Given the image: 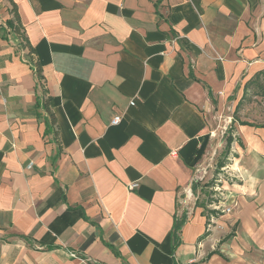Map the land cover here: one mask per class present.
<instances>
[{
    "label": "crops",
    "instance_id": "crops-1",
    "mask_svg": "<svg viewBox=\"0 0 264 264\" xmlns=\"http://www.w3.org/2000/svg\"><path fill=\"white\" fill-rule=\"evenodd\" d=\"M261 72L264 0H0V264H264ZM236 110L209 229L189 197Z\"/></svg>",
    "mask_w": 264,
    "mask_h": 264
},
{
    "label": "rangeland",
    "instance_id": "rangeland-1",
    "mask_svg": "<svg viewBox=\"0 0 264 264\" xmlns=\"http://www.w3.org/2000/svg\"><path fill=\"white\" fill-rule=\"evenodd\" d=\"M260 102V100H256ZM255 110L260 108V105L253 104L250 107ZM240 115V114H239ZM236 113L233 114L238 122H242V118ZM253 120L252 117H250ZM214 128L216 132L217 141H221L223 144H214V150L210 156V161L205 166L203 172L200 175L203 176V179L198 184V189L194 190L192 195H190V201H196L198 205H203L205 214L209 215L212 211V206L215 204L221 205L222 207H229L228 200L226 201V194L223 189L224 185L236 183L237 179L231 171L234 158L237 154L234 152L236 144H231L228 146L227 141L229 137L238 141L236 135V127L234 119L227 121V118H218L215 119ZM223 164L221 167L220 165ZM187 197H184V199ZM210 200H214L212 205H209ZM232 233V228L229 231ZM229 233V234H230ZM207 260V257L205 258Z\"/></svg>",
    "mask_w": 264,
    "mask_h": 264
},
{
    "label": "trees",
    "instance_id": "trees-1",
    "mask_svg": "<svg viewBox=\"0 0 264 264\" xmlns=\"http://www.w3.org/2000/svg\"><path fill=\"white\" fill-rule=\"evenodd\" d=\"M12 12H13V15H14V22H11L10 25L14 28L16 33L19 34V36L21 38V41L24 44V46L28 47L27 40L24 37V35L21 33V21H20V17H19V14L17 12L15 4H13ZM30 55H34V52H33L32 49H30ZM31 61L30 62L33 63V65H34L33 67L35 68V71H36V74H37L39 80H42L41 67L34 60H31ZM250 85L252 86V94L254 93V95H256V96H263V92H264V72H261L260 74H258L256 80L252 81L250 83ZM235 113H237V110H236ZM234 122H237V120L235 118H234ZM241 125H248V123L242 122ZM233 141H234V139L232 137H229L228 141H227L228 142L227 143L228 146H230L233 143ZM222 165L223 164H221L220 166L223 167ZM196 189H197V186L195 185L193 190H196ZM213 203H214V200H210L209 205H212ZM210 213L211 214H213V213L216 214L217 212L211 211ZM184 223H185V219L184 218H181V220L175 221V223H174L172 236H173V241H174V244H175V246H174L175 248L179 245V233H180ZM208 235H209V232L205 233L203 238L207 237ZM231 237H232V234H230V236L228 238H231ZM215 254H219V252L217 250L212 252L211 254H209L208 258L210 256H212V255H215Z\"/></svg>",
    "mask_w": 264,
    "mask_h": 264
},
{
    "label": "built area",
    "instance_id": "built-area-1",
    "mask_svg": "<svg viewBox=\"0 0 264 264\" xmlns=\"http://www.w3.org/2000/svg\"><path fill=\"white\" fill-rule=\"evenodd\" d=\"M135 104V101H131V105H134ZM121 122V117L120 116H117L113 121H112V124L113 125H117ZM197 179L198 180H202L203 179V176L199 175L197 176ZM138 186V184H131L129 186V189L133 190L135 189L136 187ZM212 211H215L217 212L216 214H211L209 213V216L207 217V221H208V225L207 227L209 229H211L212 225H215L216 224V219L219 217V215H228V214H231L232 213V208L230 207H222L221 205H217L214 203V205L212 206ZM73 257H75V255H72Z\"/></svg>",
    "mask_w": 264,
    "mask_h": 264
}]
</instances>
